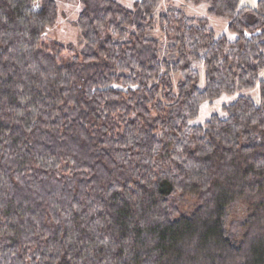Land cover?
<instances>
[{
	"label": "trees",
	"instance_id": "16d2710c",
	"mask_svg": "<svg viewBox=\"0 0 264 264\" xmlns=\"http://www.w3.org/2000/svg\"><path fill=\"white\" fill-rule=\"evenodd\" d=\"M67 1L78 53L43 40L55 0H0V264H264V0H184L232 42L160 0Z\"/></svg>",
	"mask_w": 264,
	"mask_h": 264
},
{
	"label": "rangeland",
	"instance_id": "374dc122",
	"mask_svg": "<svg viewBox=\"0 0 264 264\" xmlns=\"http://www.w3.org/2000/svg\"><path fill=\"white\" fill-rule=\"evenodd\" d=\"M57 5V21L48 28L43 36L45 42L60 44L73 48L77 53L80 50L79 32L75 28L74 23L80 12L78 3H70L67 0H55ZM125 9H132L134 0H112ZM258 0H240V7H248L255 9ZM169 10L180 11L183 16L192 20H205L208 29L216 37H224L232 42L237 39V35L228 30V21L224 19L212 18L208 16V7L206 5H189L184 0H160V3L155 12V16L165 13ZM199 73V88L204 87V70L198 68ZM259 79L264 80V69L259 74ZM239 97L251 99L255 104L259 103V87L258 85L251 90H240L234 94L222 93L218 98L211 102L204 101L200 103L198 115L196 119L190 121L191 127H203L211 116H218L221 119L226 117L223 111L224 107L233 104ZM192 201H187L186 204L180 206V211L190 213L193 207Z\"/></svg>",
	"mask_w": 264,
	"mask_h": 264
},
{
	"label": "snow or ice",
	"instance_id": "6c2138e0",
	"mask_svg": "<svg viewBox=\"0 0 264 264\" xmlns=\"http://www.w3.org/2000/svg\"><path fill=\"white\" fill-rule=\"evenodd\" d=\"M253 2H254V0H253Z\"/></svg>",
	"mask_w": 264,
	"mask_h": 264
}]
</instances>
